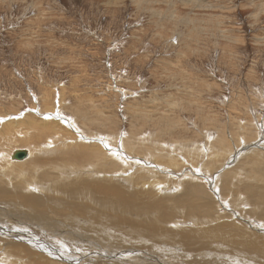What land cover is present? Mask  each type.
I'll use <instances>...</instances> for the list:
<instances>
[{
  "label": "rangeland",
  "instance_id": "374dc122",
  "mask_svg": "<svg viewBox=\"0 0 264 264\" xmlns=\"http://www.w3.org/2000/svg\"><path fill=\"white\" fill-rule=\"evenodd\" d=\"M2 153L0 264H264V0H0Z\"/></svg>",
  "mask_w": 264,
  "mask_h": 264
},
{
  "label": "water",
  "instance_id": "95a60500",
  "mask_svg": "<svg viewBox=\"0 0 264 264\" xmlns=\"http://www.w3.org/2000/svg\"><path fill=\"white\" fill-rule=\"evenodd\" d=\"M28 156H29V154L27 152V149L16 150L12 154V159H15V160H25V159L28 158Z\"/></svg>",
  "mask_w": 264,
  "mask_h": 264
},
{
  "label": "bare ground",
  "instance_id": "6f19581e",
  "mask_svg": "<svg viewBox=\"0 0 264 264\" xmlns=\"http://www.w3.org/2000/svg\"><path fill=\"white\" fill-rule=\"evenodd\" d=\"M15 122H16V121H15ZM18 122H19V120H18ZM67 122H68V121H67ZM67 122H66V123H67ZM10 123H11V122H10ZM67 124H68V123H67ZM65 125H66V124H65ZM6 130H8V129H6ZM8 131H9V130H8ZM2 132H6V131H2ZM2 141H3V140H2ZM4 141H5V140H4ZM7 145H8V144H7ZM19 150H21V149H19ZM15 151H16V150H15ZM27 152H28L29 155H31V153H29L28 150H27ZM13 153H14V152H13ZM1 155H4V153L0 154V156H1ZM5 155H6V154H5ZM11 157H12V155L10 156V158H11ZM28 157H29V156H28ZM12 160H13V159H12ZM14 160H15V159H14ZM16 161H23V160H16ZM24 161H25V160H24ZM25 183H26V182H25ZM85 184H86V183H85ZM86 185H87V184H86ZM88 185H90V184H88ZM88 185H87V186H88ZM78 186H79V185H78ZM78 186H77V187H78ZM29 187H30V185H29ZM83 189H84V188H83ZM106 189H107V188H106ZM107 190H108V189H107ZM107 190H106V191H107ZM84 191H85V190H84ZM117 192H118V190H117ZM121 192H122V191H121ZM85 193H86V192H85ZM87 193H88V191H87ZM88 194H89V193H88ZM109 194H111V193H109ZM114 194H115V193H114ZM89 197H90V196H89ZM91 197H92V194H91ZM94 200H95V199H94ZM94 200H93V201H94ZM90 202H91V201H90ZM20 246H24V244H21ZM37 256H38V257H44V254L38 252ZM41 259H42V258H41ZM37 263H38V262H37ZM42 263H43V262H42ZM42 263L40 262V263H38V264H42ZM45 264H50V263L47 262V263H45Z\"/></svg>",
  "mask_w": 264,
  "mask_h": 264
}]
</instances>
